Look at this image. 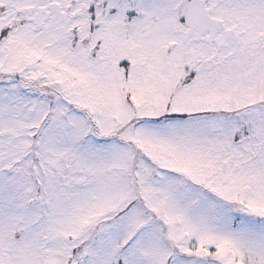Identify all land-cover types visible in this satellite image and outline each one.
<instances>
[{
    "label": "snow or ice",
    "instance_id": "6c2138e0",
    "mask_svg": "<svg viewBox=\"0 0 264 264\" xmlns=\"http://www.w3.org/2000/svg\"><path fill=\"white\" fill-rule=\"evenodd\" d=\"M0 264H264V0H0Z\"/></svg>",
    "mask_w": 264,
    "mask_h": 264
}]
</instances>
